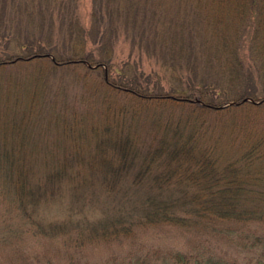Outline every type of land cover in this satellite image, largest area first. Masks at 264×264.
<instances>
[{
	"label": "trees",
	"instance_id": "1",
	"mask_svg": "<svg viewBox=\"0 0 264 264\" xmlns=\"http://www.w3.org/2000/svg\"><path fill=\"white\" fill-rule=\"evenodd\" d=\"M44 1L50 3L47 8L54 10V15L65 27L64 46L68 52L62 55L54 48V55H49L50 51L0 55V201L14 203V208L31 219L36 234L56 237L79 229L82 231L79 232V246L85 240L130 237L135 228L159 224L200 233L209 229L214 231L220 223L262 221L264 133L252 136L251 140L248 135L244 136L248 146L247 143L243 145L238 157L222 163V167L217 166L211 149H200L197 155L193 151L196 143L191 140V135L179 138L176 127L166 129L173 131L172 135L169 138L161 136L157 146L142 156L141 165L134 151L137 144L133 137L124 135L105 142L111 145L109 152L98 148L90 156L80 148L74 152H56L49 148L51 165L42 171L33 169L29 162L38 157V152L32 149L36 146L34 139L45 140L46 145L49 143L51 138H46L44 131L54 128L48 120V116L53 115L51 106L46 108L41 104L39 108L35 101L39 94L48 90L47 76L23 73L49 56L52 57L48 65L50 70L58 65L72 64H89L87 69L90 65L110 66L108 58L97 61L85 52L88 39L99 38L95 43L109 57L113 37L123 32L132 36L133 44L140 51L154 57L174 78L175 88L180 86L181 90L175 96L163 95L157 90L148 92L144 87L127 85L125 81L116 82L131 96L189 104L201 112L218 111L222 104L230 102L233 104L222 110L263 109L264 0H91V24L87 30L77 15V0ZM49 19L51 23L52 17L41 8L35 10L30 0H0V40L9 43L13 38L16 45H20L21 34L25 36V32L50 46L53 37ZM107 33L111 38L104 39ZM248 42L246 49L250 56L246 61L244 49ZM34 83L42 90L38 95L36 88L29 92L31 100H27L29 106L24 110L21 107L23 93ZM126 86L130 88L126 89ZM209 90L216 94L223 92V96L217 94L215 99L208 96ZM43 99L41 97L39 101L43 102ZM39 109L42 110L37 112ZM73 118L70 115V119ZM70 123L67 120L63 128L69 136L73 133ZM79 134L82 136L84 132ZM154 163L155 166L164 164L163 169L153 171ZM83 164L92 168L89 171L93 176L99 173L103 182L107 181L108 192L120 190L128 194L132 188L126 187L124 192L117 183L121 177L130 176L132 170H135L134 192L139 191L151 176L153 187H142L145 199L137 206L130 202V208L123 206V214L118 218L105 217L94 225L86 220L44 224L33 218L36 204L46 195H53L54 190L58 191L63 181L76 178L81 168H75ZM218 231L226 236L231 233L225 224ZM256 240L258 243L261 238ZM134 256V261L129 264H237L225 254L217 255L206 245L193 246L190 251H139ZM258 256L255 264H264V246L260 247Z\"/></svg>",
	"mask_w": 264,
	"mask_h": 264
},
{
	"label": "rangeland",
	"instance_id": "2",
	"mask_svg": "<svg viewBox=\"0 0 264 264\" xmlns=\"http://www.w3.org/2000/svg\"><path fill=\"white\" fill-rule=\"evenodd\" d=\"M31 1L35 10L41 8L47 16L52 17L51 23L49 19L53 37L50 46L39 37L24 32L25 36L21 34L20 45H16L13 38L9 43L7 40H0V55L6 57L9 54L24 55L38 51H50L48 54L54 55V48L59 50V54L64 55L68 52L64 46V25L57 19L58 16L54 15V10L47 8L50 3L44 0ZM91 9V0H77L76 12L86 30L91 24ZM28 37L30 39H27ZM108 37L111 38L110 33H107L104 39ZM131 37L123 32L113 37L109 57H106L102 47L95 43L99 38L88 39L85 52L97 61L108 58L110 66L90 65V69H87L89 64H72L58 65L50 70L48 65L52 57L49 56L37 62L38 65L32 67L34 70H24L23 74L26 75L47 76L48 90L41 95L40 86L35 83L34 86H27L25 88L27 92L23 93L25 103L22 102L21 107H24V110L28 108L27 100H31L29 92L36 88L37 95L39 94L35 100L37 106L39 108L42 105L46 108L51 106L53 115L48 116V120L50 126L54 128L44 131L45 137L51 138L49 143L46 145L45 140L34 139L36 146L32 149L38 152V157L29 162L33 169L42 171L51 165L50 153L47 152L49 148H54L56 152L62 150L74 152L76 148H80L85 155L90 156L95 154L98 148L108 149L109 152L111 145L105 142L124 135L133 137L137 144L134 151L137 154V162L141 165L142 156L157 146L161 136L169 138L172 135L173 131L166 129L176 127L179 128V138L185 139L187 135H191V140L196 143L193 151L197 152V155L200 149H211L217 166L222 167V163L238 157L242 146L246 145L252 136L264 133V107L224 111L222 110L224 106H221L215 112H201L189 104L146 100L128 94L127 90L116 82L125 81L127 85L135 87L138 85L148 92L157 90L163 95L169 93L175 96L181 91L180 86L175 88L174 78L158 65L159 62L154 57L140 51L133 44ZM247 45L249 47V42L245 43L244 49L246 61L248 55L250 56L249 49H246ZM129 88L126 86V89ZM222 93L217 92L220 97L223 96ZM207 94L215 99L217 97L214 90H209ZM41 97L44 98L43 102L39 101ZM52 98L54 102H51ZM70 115L71 118L74 117L73 120L70 119ZM67 120L71 122L70 131H73L70 136L63 129ZM80 131H83L84 135L79 136ZM247 135L248 140L244 141L243 137ZM153 165V171H161L164 164ZM79 168L81 169L76 178L63 181L58 191L54 190L53 195L48 192L49 195L36 204L33 218L44 224L86 220L87 223L94 225L105 217L118 218L119 214H123L121 208L127 206L129 209L130 202L137 206L139 201L145 199L146 193L142 187L146 185L153 187L151 176L139 191L134 192L135 170H130L131 175L121 177L117 184H121L124 192L126 187L132 188L131 191H128V194L120 190L108 192L105 184L107 181L103 182L99 173L93 176L89 171L92 168L86 164L77 166L75 170ZM14 207V203L0 201V264H129L134 261V254L139 251L143 253L154 249L190 251L193 246L197 248L198 245L209 246L217 255L225 254L237 264H255L259 257V249L264 246V219L220 223L216 225L214 231L209 229L200 233L175 225H152L135 228L130 237L119 236L108 241L85 240L79 246V232H82L79 229L56 237L36 234L31 219L23 216ZM30 209L31 207L28 211ZM224 224L225 228L231 230L228 236L218 231ZM256 238H261L260 242L257 243ZM195 239L197 240L193 241Z\"/></svg>",
	"mask_w": 264,
	"mask_h": 264
},
{
	"label": "water",
	"instance_id": "3",
	"mask_svg": "<svg viewBox=\"0 0 264 264\" xmlns=\"http://www.w3.org/2000/svg\"><path fill=\"white\" fill-rule=\"evenodd\" d=\"M245 100H248V99H245ZM251 101V100H250Z\"/></svg>",
	"mask_w": 264,
	"mask_h": 264
}]
</instances>
